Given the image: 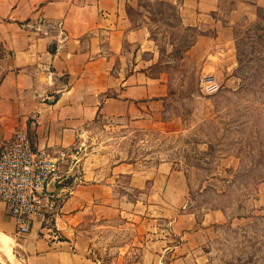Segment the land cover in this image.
Returning a JSON list of instances; mask_svg holds the SVG:
<instances>
[{"label": "crops", "instance_id": "1", "mask_svg": "<svg viewBox=\"0 0 264 264\" xmlns=\"http://www.w3.org/2000/svg\"><path fill=\"white\" fill-rule=\"evenodd\" d=\"M146 1L177 10L180 27L197 34L186 55L202 80L217 82L210 71L230 52L234 26L264 8V0ZM137 7L139 0H0V146L26 130L35 148L71 156L51 183L62 200L58 212L37 217L29 234H17L0 202V264H96L95 224L129 211L164 219L175 233L188 228L185 174L109 163L82 148L99 121L141 132L179 129L169 77L150 73L159 59L152 30L129 13ZM220 215L206 217L212 223ZM166 239L151 236L150 256L165 252Z\"/></svg>", "mask_w": 264, "mask_h": 264}, {"label": "rangeland", "instance_id": "2", "mask_svg": "<svg viewBox=\"0 0 264 264\" xmlns=\"http://www.w3.org/2000/svg\"><path fill=\"white\" fill-rule=\"evenodd\" d=\"M139 5L129 13L152 30L159 59L150 73L169 77L172 114L179 117V129L141 132L99 121L85 135L82 148L109 163L131 161L143 169L185 174V211L191 221L179 234L148 212L112 215L107 224L98 222L92 229L93 260L264 264V8L234 26L230 52L221 61L215 59L219 67L210 71L220 80H214L216 92L209 94L202 84L211 78L202 80L199 63L186 55L196 32L180 27L172 6L146 0H139ZM210 212L221 214L220 221L210 223L206 217ZM149 228L159 233L148 236ZM152 235L167 237L165 252L162 248L153 257Z\"/></svg>", "mask_w": 264, "mask_h": 264}, {"label": "built area", "instance_id": "3", "mask_svg": "<svg viewBox=\"0 0 264 264\" xmlns=\"http://www.w3.org/2000/svg\"><path fill=\"white\" fill-rule=\"evenodd\" d=\"M213 80L202 84L209 94ZM71 157L67 150L52 153L35 148L26 130H18L0 146V202L12 217L18 235L32 231L37 217L57 213L61 201L51 193V183L61 165Z\"/></svg>", "mask_w": 264, "mask_h": 264}, {"label": "bare ground", "instance_id": "4", "mask_svg": "<svg viewBox=\"0 0 264 264\" xmlns=\"http://www.w3.org/2000/svg\"><path fill=\"white\" fill-rule=\"evenodd\" d=\"M15 259V258H14Z\"/></svg>", "mask_w": 264, "mask_h": 264}]
</instances>
